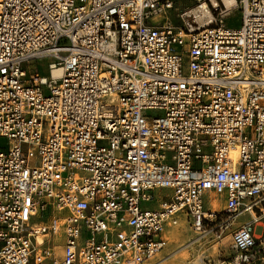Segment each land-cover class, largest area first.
<instances>
[{
  "label": "built area",
  "instance_id": "obj_1",
  "mask_svg": "<svg viewBox=\"0 0 264 264\" xmlns=\"http://www.w3.org/2000/svg\"><path fill=\"white\" fill-rule=\"evenodd\" d=\"M170 6L0 0V264H143L178 214L264 264V0L198 30Z\"/></svg>",
  "mask_w": 264,
  "mask_h": 264
},
{
  "label": "rangeland",
  "instance_id": "obj_2",
  "mask_svg": "<svg viewBox=\"0 0 264 264\" xmlns=\"http://www.w3.org/2000/svg\"><path fill=\"white\" fill-rule=\"evenodd\" d=\"M201 1L207 4L215 18L212 23L213 26L219 24V19H222V23L225 26H238L240 19L238 0H236V6L226 13H223L225 8L222 0H216L217 6L212 4V0H170L171 6L161 11L160 15L156 16L154 20L159 22L166 19L175 27L181 26L183 24V15ZM199 23L201 24L198 20L192 26L199 25ZM36 68L38 74L47 75L46 68L40 65L36 66ZM161 192L167 195L169 191L162 190ZM212 200L215 201L214 209L221 212L222 202L220 201V196L212 192H207L205 195V211L209 210ZM160 204V201L152 200L149 203H143L142 206L148 209H156ZM35 219L37 221V218ZM177 219L178 224L176 226L164 228L163 235L167 240L166 246L155 257L145 260L143 264H213V262L225 260L234 254L230 247L229 232L226 230L220 233L216 222L211 223L204 229L194 230L190 228L184 215L178 214ZM195 238H198L197 241L186 247ZM62 242L63 238L60 234L47 242L46 245H54V255L60 257Z\"/></svg>",
  "mask_w": 264,
  "mask_h": 264
},
{
  "label": "bare ground",
  "instance_id": "obj_3",
  "mask_svg": "<svg viewBox=\"0 0 264 264\" xmlns=\"http://www.w3.org/2000/svg\"><path fill=\"white\" fill-rule=\"evenodd\" d=\"M212 4L214 6H217L216 0H212ZM222 4L225 8V12H229L230 9L234 8L236 6V0H222ZM229 10V11H228ZM185 16L192 18L191 21L192 23L195 24L196 21H200L201 24L199 25H191V30H198L201 29L202 27H207L208 24H211L214 22L215 18L210 12L207 4L204 1L199 2L196 6L192 7L189 11L185 13ZM156 16L152 19L153 22L157 23L154 19ZM52 74L54 76H59L60 75V69H55ZM198 238H195L193 241H190L186 247L191 245L193 242L197 241ZM168 258V257H167Z\"/></svg>",
  "mask_w": 264,
  "mask_h": 264
}]
</instances>
